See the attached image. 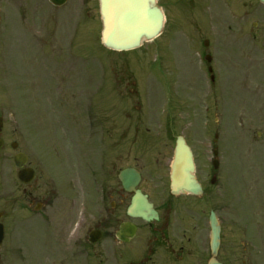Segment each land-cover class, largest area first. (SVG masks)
I'll return each mask as SVG.
<instances>
[{
  "label": "flooded vegetation",
  "instance_id": "obj_1",
  "mask_svg": "<svg viewBox=\"0 0 264 264\" xmlns=\"http://www.w3.org/2000/svg\"><path fill=\"white\" fill-rule=\"evenodd\" d=\"M157 1L165 27L152 49L157 56H166L172 76L176 72L173 83L180 78L185 83L187 123L211 115L217 130L214 115L223 110L229 96L224 83H236L250 111L264 113V19L259 20L264 9L259 0L256 7H249L250 29L238 26L239 17L249 13L243 14L248 0ZM28 5V0H0V259L11 263L15 236L26 232L31 245L28 239L18 243L29 255H38L39 264H207L213 213L220 226L216 258L226 264L220 257L223 228L228 222L237 228L243 210L231 177L222 175L223 148L215 146L217 138L207 159L210 167L196 173L201 196L173 195L169 177L175 137L166 123L169 112L151 109L142 117L138 107L128 111V93L123 91L127 84L122 82L114 93L120 102L117 112L107 102L96 107L93 99L81 98L79 85L89 84L85 90L89 95L95 81L92 67L83 76L86 81L77 75L76 22L63 45L56 17L44 16L39 31L31 33L17 56L36 65L38 75L24 73L19 78L13 60L18 50L15 28L11 20L7 26L5 13L18 9L23 23ZM30 14L35 25L34 12ZM242 41L247 43H238ZM103 84L104 90L111 84L108 76ZM237 110L242 113L244 103H238ZM170 144L171 156L166 157L163 151L167 154ZM18 154L21 168L16 167ZM128 169L137 179L127 177ZM136 191L151 204L156 218L127 214ZM248 208L250 213V203ZM257 218L240 226L250 228V264H264V196ZM129 227L134 231L127 240ZM192 244L198 247L195 253Z\"/></svg>",
  "mask_w": 264,
  "mask_h": 264
},
{
  "label": "rangeland",
  "instance_id": "obj_2",
  "mask_svg": "<svg viewBox=\"0 0 264 264\" xmlns=\"http://www.w3.org/2000/svg\"><path fill=\"white\" fill-rule=\"evenodd\" d=\"M28 2L33 9L28 8L30 5L26 7L28 15L23 23L21 22L22 12H18V9L9 8V11L5 13L7 15V26L9 27V21L11 20L15 28L14 42L18 50L15 52L16 56L13 57V60L16 58L14 68L19 78L24 73L29 77L33 76L32 73L38 75L36 65L28 63L25 56H17L23 44L29 43L31 33L39 31L40 22L44 21V16L53 13L58 22L57 26H60L58 30L63 45L69 42L72 25L74 22L77 23L75 43L79 46V73H77L79 80L86 81L83 76L87 75V67L93 68L92 76L95 82L89 95H85V90L88 89L89 84L79 85L77 91L81 98L93 99L92 101H95L96 107H98V103L101 107L106 106L107 102L110 104V108L117 112L120 106L118 96H116L118 93L117 87L120 86L121 82L126 83L127 87L124 84L122 85L128 91L123 90L128 93L125 100L127 110L138 107L139 110L142 109L138 113L143 114L142 117L151 114V109H159L160 112L164 109L169 112V115L165 117L168 129L173 131V137L183 135L189 140L194 152L197 173L204 172L210 167L207 159L211 157L212 138L215 132L218 134L224 157L221 161V165H223L222 175L231 177V186L239 194L240 201L237 205L242 207L243 210L237 217L239 223L237 228L231 227L229 222L223 228L225 243L220 257L226 264H250V228L240 226L247 224L249 220L258 219V207L261 205L264 196V136L260 137L258 134L259 132L264 134V113L250 111V103L243 96L242 91L240 92L236 83H224L223 86L227 89L229 96L224 100L223 110L214 115L219 119L216 122L218 130L214 129L215 121L211 115L209 116L210 119L202 116L201 122L198 120V123L196 121L190 125L187 123V119H184V116L185 118L188 117V115H184L188 108V97L184 89L185 83L181 78L173 83L172 79H177V74L174 70L175 75L172 76V68L166 65V56H157L153 52L150 43H145L141 49L125 53L106 52L99 40L101 22L97 0H67L66 4L58 9H52L47 0H28ZM247 2L249 6H245L243 14L250 11L249 7L254 8L257 5L256 0H248ZM239 8L241 11V3ZM32 12L36 17L34 20L35 25H32V19L29 18ZM260 19L263 21L264 14L259 17ZM250 20L253 21V19H250V14L247 20L246 17H243L242 21H246L244 28L250 29ZM238 43L246 44L247 41ZM87 53L91 57H87ZM105 61H107V66L104 65ZM230 74L236 73L231 72ZM104 76H108L111 81V84H107L109 87L106 90L103 87ZM45 85L46 91L49 93L50 85L47 83ZM130 90L131 93H129ZM20 91L22 90L20 89ZM106 91L111 92V94L104 96L103 92ZM48 102H51V100H48ZM238 103H244L242 113L237 110ZM132 116L137 118L134 114ZM205 121L209 122L208 125H205ZM128 123L130 122L128 121ZM162 138L156 136L154 139ZM19 140L21 141V138ZM171 150L172 146L170 144L165 149L167 154L163 151L164 155L170 157ZM231 151L234 152V156ZM128 163H131L129 159ZM230 214L227 213L228 217ZM234 229H238V234ZM190 230L192 231V229ZM234 232L236 235H233ZM20 234L15 236L16 253L14 251V257L10 259V264H39V256L29 255L30 253L26 250L23 251L22 246L18 243L19 239L22 243L28 239L31 245V237L26 232ZM202 237L207 239V233L203 232ZM198 243L199 241L196 244ZM192 247L194 248L193 253L198 251L195 244H192ZM19 249L22 253L18 252ZM37 254L41 253L37 252ZM0 264H6L4 257L0 259Z\"/></svg>",
  "mask_w": 264,
  "mask_h": 264
},
{
  "label": "water",
  "instance_id": "obj_3",
  "mask_svg": "<svg viewBox=\"0 0 264 264\" xmlns=\"http://www.w3.org/2000/svg\"><path fill=\"white\" fill-rule=\"evenodd\" d=\"M66 0H50L61 6ZM264 4V0H260ZM102 22L101 43L115 51H126L139 47L142 41L157 37L163 27V13L156 0H99ZM21 166V165H18ZM128 175L131 171H127ZM170 188L172 193L201 194L200 185L194 176V163L189 147L178 137L171 164ZM129 190V188H128ZM131 216L149 219L155 214L144 197L136 193L128 208ZM210 250L208 264H221L215 256L219 247V225L213 214L210 216ZM1 241V233H0Z\"/></svg>",
  "mask_w": 264,
  "mask_h": 264
}]
</instances>
